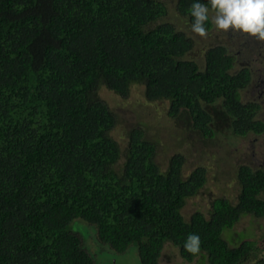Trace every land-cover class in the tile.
I'll return each mask as SVG.
<instances>
[{
    "label": "trees",
    "instance_id": "16d2710c",
    "mask_svg": "<svg viewBox=\"0 0 264 264\" xmlns=\"http://www.w3.org/2000/svg\"><path fill=\"white\" fill-rule=\"evenodd\" d=\"M192 3H176L190 25ZM166 13L161 0H0V264H94L75 220L117 254L135 248L140 264H160L165 245L200 264H242L254 250L229 247L222 234L243 216L264 218V171L240 166L236 203L215 199L208 217L186 221L182 209L206 171L185 177L179 155L162 170L140 128L124 149L113 136L119 123L102 97L112 93L101 88L126 101L139 87L203 135L220 101L236 135L261 128L256 106L240 100L249 70L232 73L224 46L208 49L200 70L186 59L190 38L171 24L150 27ZM191 233L198 254L183 247Z\"/></svg>",
    "mask_w": 264,
    "mask_h": 264
},
{
    "label": "rangeland",
    "instance_id": "374dc122",
    "mask_svg": "<svg viewBox=\"0 0 264 264\" xmlns=\"http://www.w3.org/2000/svg\"><path fill=\"white\" fill-rule=\"evenodd\" d=\"M165 5L166 15L153 23L150 27L161 24H171L176 30L185 34L194 44L191 53L186 59L195 61L200 70L204 69V56L208 49L224 46L234 58L232 73L247 68L251 75V83L240 94L243 104L255 103L256 94H253V85L259 76L264 73V50L257 49L258 43L253 37L239 31L217 30L212 23V28L207 35L201 37L192 32L187 18L181 17L176 9L177 0H161ZM214 12H209L210 20ZM264 78V77H263ZM143 89V87H142ZM102 91L112 95H102L109 108L116 114L119 125L113 133L121 148H126V134L132 128L144 131L146 139L158 145L159 154L157 162L161 169H167L170 159L179 155L183 159L182 173L189 176L194 170L203 168L206 171V183L196 196L189 198L182 209L184 219L200 212L208 217L211 203L218 198H224L235 204L240 193L237 180V171L240 166H248L256 171L257 162L254 152L258 157H263L264 136H261L258 151L254 150V135L247 133L244 136L236 135L231 127V118L218 102L209 108L213 122L210 123L211 136L203 135L192 127V121L186 114L172 119L168 116L166 101L148 103L143 97L141 88L131 89L129 99L126 101L113 92L101 88ZM123 159L116 166L121 169ZM264 201V193L260 196ZM80 221V222H79ZM75 222V223H74ZM74 232L83 240L85 250L89 253L94 264H140L135 248L129 249L124 254H117L98 241L95 228L82 220H75ZM229 247H237L241 242H248L254 250L242 264H262L264 261V218L243 216L230 230L222 234ZM160 264H200L197 259L193 262L184 261L177 248L165 245ZM205 263L207 261L205 260Z\"/></svg>",
    "mask_w": 264,
    "mask_h": 264
},
{
    "label": "clouds",
    "instance_id": "9594fccd",
    "mask_svg": "<svg viewBox=\"0 0 264 264\" xmlns=\"http://www.w3.org/2000/svg\"><path fill=\"white\" fill-rule=\"evenodd\" d=\"M211 19L216 29L223 31H239L257 41L264 42V0H193L190 15L191 30L201 37L207 35L206 22ZM183 247L192 254L201 251V238L196 233L187 236Z\"/></svg>",
    "mask_w": 264,
    "mask_h": 264
},
{
    "label": "flooded vegetation",
    "instance_id": "af4514ba",
    "mask_svg": "<svg viewBox=\"0 0 264 264\" xmlns=\"http://www.w3.org/2000/svg\"><path fill=\"white\" fill-rule=\"evenodd\" d=\"M257 49L260 50L259 53L261 51L263 52L264 42L259 41ZM263 77H264V73L259 76V79L257 80L256 84L253 85V92H252L253 94H256V96H257V101L255 103H253L256 106V113L254 115V121H256V123H258V124H261V128L258 127L255 132L251 131L255 137L254 138V146H253L255 151L256 150L258 151L257 147H259V145L261 143L260 142L261 136H264V78ZM251 79L252 78L250 75L249 84L252 82ZM251 132H249V133H251ZM255 153H257V152H254V159L257 162L255 170L256 171H260V170L264 171V150H263V157L262 158L258 157L257 154H255ZM252 171H254V170H252Z\"/></svg>",
    "mask_w": 264,
    "mask_h": 264
}]
</instances>
